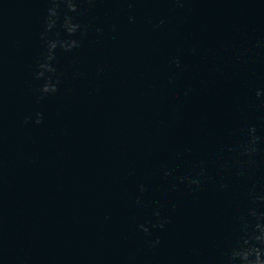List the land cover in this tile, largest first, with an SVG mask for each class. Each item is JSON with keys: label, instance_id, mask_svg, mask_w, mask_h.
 I'll return each instance as SVG.
<instances>
[{"label": "water", "instance_id": "water-1", "mask_svg": "<svg viewBox=\"0 0 264 264\" xmlns=\"http://www.w3.org/2000/svg\"><path fill=\"white\" fill-rule=\"evenodd\" d=\"M0 264H264V0H0Z\"/></svg>", "mask_w": 264, "mask_h": 264}]
</instances>
